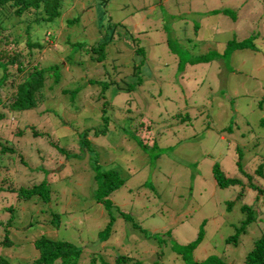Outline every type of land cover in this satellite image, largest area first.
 Instances as JSON below:
<instances>
[{
	"label": "rangeland",
	"instance_id": "374dc122",
	"mask_svg": "<svg viewBox=\"0 0 264 264\" xmlns=\"http://www.w3.org/2000/svg\"><path fill=\"white\" fill-rule=\"evenodd\" d=\"M95 1L65 0L51 38L39 40L46 46L39 57L45 65H62L53 91L47 88L50 81L43 88V96L53 102L10 111L6 91L0 90V137L11 140L14 151L0 162L6 167L0 169V178L11 179L2 186L29 188L45 181L51 191L49 206L26 201L14 205L18 212L9 229L12 246L0 249V255L11 264H29L37 257L30 241L43 234L80 248L78 264H89L92 256L94 264H101V259L113 264L117 256L127 259L124 264H151L159 250L157 242L167 232L183 246L200 229L202 239L191 254L192 262L200 264L214 256L225 264H241L252 241L264 235V195L257 192L264 190V179L255 172L261 165L264 174V127L259 126L264 117L263 0H100L105 10L100 24L106 26L109 18L120 27L111 35L105 60L91 64L82 51L79 64L77 57V65L67 63L68 53L101 38L97 7H89ZM75 15L77 20L65 26L63 18ZM163 24L183 58L210 51L221 54L228 41L248 38L255 50H235L226 59L185 64L178 70V56L167 47ZM21 29V24H14L13 33L20 40ZM137 46L145 58L134 71L141 59L135 57ZM104 75L109 86L101 94L100 85L88 80ZM63 89H76L73 100ZM103 103L110 122L104 135L95 136L94 131L105 125L100 120ZM45 107L51 114L43 112ZM84 130L88 153L79 149ZM152 143L156 147L150 150ZM236 148L247 177L234 164ZM61 151L67 154L65 159ZM214 163L240 184L216 187L210 172ZM109 169H117L126 181L108 199L137 227L113 211L109 235L100 241L97 233L108 219L92 198L93 178ZM12 204L10 193H0V209ZM50 211L58 213L57 229L49 224ZM248 215L250 223L236 240H228ZM31 217L39 224L27 231ZM8 218L7 211L0 213V240ZM161 251L159 264H185L167 246Z\"/></svg>",
	"mask_w": 264,
	"mask_h": 264
},
{
	"label": "trees",
	"instance_id": "16d2710c",
	"mask_svg": "<svg viewBox=\"0 0 264 264\" xmlns=\"http://www.w3.org/2000/svg\"><path fill=\"white\" fill-rule=\"evenodd\" d=\"M69 1L70 0H67V2ZM103 5L104 1L96 0L89 6L97 7L96 10L98 11V17L96 18V24L99 28L98 30L101 34V38L97 39L91 45L88 43L89 45L86 47L84 45H81L80 49H77V52L73 51L68 53L65 59L67 63L77 65V57L79 59V64L81 62L79 56L82 51L84 55L88 56V60L91 61V64L99 63L105 60L106 46L111 39L112 33L114 34V31L118 29L119 23H110L109 18H107L106 26H102V24H100V21L104 19L105 16ZM64 6L65 0H0V90L6 91L5 101H7L6 106L10 111L17 112L32 110L41 104L53 102L52 100H46V97L43 96V88L45 82L50 81V85L47 88L51 92L53 91L54 87L60 82V69L62 68V65L61 62L59 64L50 63L48 65H45L46 62H44L43 59L39 57L42 55L41 50L46 46L45 44L40 43L39 40L46 36H49V38H51V31L53 27L57 25L62 14L64 13ZM262 6L264 11V0L262 2ZM14 19H16V22H13ZM63 19L65 26H69L72 25L75 20H77V15L73 16V19ZM15 23H19L22 25L21 32L24 34V38L21 40L19 35L13 33V27ZM196 28L197 27H195L194 29ZM163 30L166 34L165 41L169 51L171 52V54L178 56V70H182L185 64L196 65L208 63L215 59H226L229 54H231L235 50H255L252 44V38H248L240 42H235L233 40L228 41L225 49H223L221 54L210 51L193 58H183L181 56V54L183 53L182 50H180L179 52V50L176 49L179 47L175 43V40L172 39L170 29L163 24ZM30 32H33V35H29ZM20 42L23 43L21 47L19 46ZM83 46L85 48H83ZM138 55L141 56V59L137 63V67L134 69V71L138 68L139 64L145 58V53L141 48H139V46H137V49L135 50V57ZM102 78L103 79L90 77L88 80V82L92 85H100L101 94L105 93L106 89L109 86V80L105 79V75ZM131 86L132 85H129V88ZM125 89L127 90L128 87H126ZM65 90L67 89H63L62 93H70V100H73L72 96L76 93V89L69 92H65ZM70 104L71 106H73L72 102ZM48 105L50 108V104ZM104 105L105 103L102 104V108L100 109V120L102 121V123L104 122L105 125L102 126V129H99V131H94L95 136L96 134L97 136L99 134L104 135L106 133L107 123L110 122L107 120V117L105 115L107 113V109L103 107ZM49 108L45 107L43 112L47 113L48 115L51 114V109ZM63 109L64 108H62V111ZM2 117L3 115L0 114V119ZM114 120L117 121L118 119L114 117ZM121 120H123L125 124L132 127L129 120L125 118ZM57 121L59 123L61 122L59 117H57ZM259 126L264 127V117L259 120ZM136 128L138 129L137 125ZM19 131L22 132L21 130ZM20 132H17L16 135H20ZM86 132L87 131L84 130L79 139V149L81 153L83 152V150L88 153L87 147L89 143L85 139V136H87ZM131 139L134 141L137 138L135 136H132ZM138 140L139 139H137L138 146L142 149L145 148L143 147L144 144L142 143V141ZM10 144L11 140H6L5 138L0 137V162H3V157L10 156L14 153V151L10 147ZM155 147L156 144L152 143L149 149L151 150ZM235 152L237 155L236 161L234 163L236 169L239 173L243 174V176L247 177V175L242 170L240 162L242 156L241 152L238 148L235 149ZM59 154H63L64 159L66 158L67 154L63 153L62 151ZM261 167V165H258L255 172L257 173V175L264 179V174H262L261 172ZM1 168L4 170L6 169L4 164H0V169ZM95 170L97 171V168H95ZM210 172L214 183L218 188L235 187L240 184V181L238 179L225 177L217 163H214L211 166ZM7 177L3 176L0 178V193H10L13 196L14 204L6 209H0V213L5 211L9 213V218L2 226L3 236L0 240V249L10 248L12 246L9 229L16 223L13 219L14 212H18L16 206H14L15 204L26 201L29 203L41 202L44 203L45 206L51 205L49 201V194L51 191L45 181H42L38 185H32L29 188L23 186L13 188L10 184L6 187H3L2 185L7 183V181H11V179ZM93 179L95 180V189L92 192V198L102 206L108 219V222L103 230L97 233L98 240L104 241L107 239L110 227L112 226L113 220L115 218V216L112 215L113 211L119 218L131 222L132 228H136L137 224L133 223L128 215L123 214L114 206H112L108 199L109 195L120 186H122L126 179L122 177L117 169H109L103 170L101 172H96V175ZM253 188L255 189V187ZM257 192L264 195V190L262 189L257 190ZM237 197H240V194H238ZM241 210L244 211L248 209L241 207ZM58 218V213L50 211L49 224L54 229H57L59 226ZM250 219L252 218L250 215H248L244 222L241 224L240 229L238 231H235V234L232 235L228 240H236L239 231L243 230L244 227L248 223H250ZM37 224H39L37 218L31 217L25 229L27 231H31V229H33V227ZM201 239L202 237L200 236L199 229L193 241L187 243L186 245L180 246L177 245L172 239H170L169 232H167L164 237L159 240V242H157L159 250L156 254V258L152 261L151 264L160 263L163 256V252L161 250L164 246L168 247V252L179 256L185 264H196L191 261V254L195 249V246L201 241ZM30 242L32 245V249L36 251L37 257L33 259L29 264H78L81 250L70 242L51 239L43 234L39 235L38 237H33ZM95 260L96 257L92 256L89 260V264H94ZM126 260L127 259L123 256H117L115 257L113 264H124ZM100 263L108 264V262L103 261L102 259ZM0 264L11 263L6 257L0 255ZM132 264L140 263L135 261ZM200 264L225 263L220 261L218 258L211 256ZM241 264H264V235H261L260 237L252 241L251 248L244 255Z\"/></svg>",
	"mask_w": 264,
	"mask_h": 264
}]
</instances>
